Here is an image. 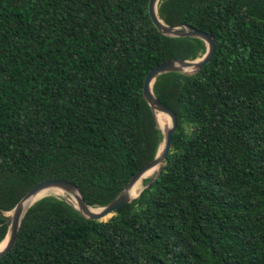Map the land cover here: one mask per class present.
Masks as SVG:
<instances>
[{
  "label": "trees",
  "instance_id": "trees-1",
  "mask_svg": "<svg viewBox=\"0 0 264 264\" xmlns=\"http://www.w3.org/2000/svg\"><path fill=\"white\" fill-rule=\"evenodd\" d=\"M148 3L0 0V243L40 182H72L101 208L154 160L144 79L206 47L160 34ZM157 14L216 43L196 74L152 85L177 118L159 176L105 222L38 200L0 264H264V0H161Z\"/></svg>",
  "mask_w": 264,
  "mask_h": 264
},
{
  "label": "water",
  "instance_id": "water-1",
  "mask_svg": "<svg viewBox=\"0 0 264 264\" xmlns=\"http://www.w3.org/2000/svg\"><path fill=\"white\" fill-rule=\"evenodd\" d=\"M161 0H149L148 3V14L149 17L154 25V27L162 34L163 36L170 37V38H195L201 40L206 47V51L204 55L193 61L188 60H181V59H170L166 62H163L154 68H152L146 75L143 83V98L146 101L147 105L150 107L156 124L158 126L156 120V113H162L168 116L170 126L162 131L160 128L159 130L162 133L163 140L162 143L157 151V154L152 162L144 166L140 171H138L128 182L126 187L120 191L118 196L112 200L109 204L101 208H92L87 205L82 191L79 187H77L72 182L63 180V179H50L40 182L39 184L35 185L31 190H29L21 200L16 204L13 210L8 216V229L5 236V239L2 241L4 242V246L0 249V257L6 255L14 246L16 241L17 233L19 230V226L21 223L22 218L24 217L28 208H30L35 202L38 200L46 197H42L35 202L29 204L40 192L45 191L47 189H57L64 194H66L67 198H64L68 203L72 204L68 197H72L75 200L74 207L80 213V215L87 220L90 221H107L111 217H113L116 211L127 205L130 204L134 199H137L141 191L135 198H132V187L136 183V181L142 177L146 172L154 167H158V171L154 175V177L149 178L147 185L148 187L160 174V170L165 162V159L170 153L171 144H172V137L177 128V118L175 113L166 105L161 103L153 94L152 92V85L157 77L167 74V73H180L183 75H192L199 72L206 64H208L215 52H216V43L212 35L206 33L204 31L197 30L192 28L191 26L187 25H175V26H168L164 24L158 17L157 14V6ZM190 68L191 70L188 71L187 69ZM50 196V195H48ZM26 204H29L25 207ZM99 209L98 213H93L92 210ZM8 213V214H9ZM109 217V218H107ZM107 218V219H106ZM2 243H0L1 245Z\"/></svg>",
  "mask_w": 264,
  "mask_h": 264
},
{
  "label": "bare ground",
  "instance_id": "bare-ground-1",
  "mask_svg": "<svg viewBox=\"0 0 264 264\" xmlns=\"http://www.w3.org/2000/svg\"><path fill=\"white\" fill-rule=\"evenodd\" d=\"M188 71H190L191 69L188 68ZM156 120L158 123V128H160L162 131L166 130L169 126H170V122H169V118L167 115L162 114V113H156ZM158 171V167H154L152 169H150L148 172H146L142 177H140L136 183L133 185L132 187V198H135L144 188V180L149 179L151 177H153L156 172ZM48 195H54V196H58V197H62V198H67L66 194H64L63 192L57 190V189H47L45 191L40 192L29 204L35 202L36 200L44 197V196H48ZM68 200L75 205V200L72 197H68ZM29 204H26L25 207H27ZM100 210H92L93 213H98ZM6 214V213H5ZM7 217L10 215V213L6 214ZM109 218V217H107ZM106 218V219H107ZM4 242H2V244L0 245V249L4 246Z\"/></svg>",
  "mask_w": 264,
  "mask_h": 264
},
{
  "label": "rangeland",
  "instance_id": "rangeland-1",
  "mask_svg": "<svg viewBox=\"0 0 264 264\" xmlns=\"http://www.w3.org/2000/svg\"><path fill=\"white\" fill-rule=\"evenodd\" d=\"M154 177V176H153ZM152 178V177H151ZM60 198H62V197H60Z\"/></svg>",
  "mask_w": 264,
  "mask_h": 264
}]
</instances>
